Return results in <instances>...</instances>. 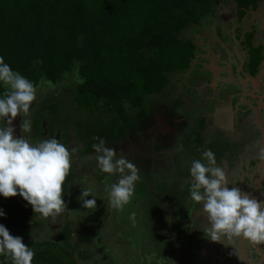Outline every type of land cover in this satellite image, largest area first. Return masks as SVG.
I'll return each instance as SVG.
<instances>
[{"label":"trees","instance_id":"16d2710c","mask_svg":"<svg viewBox=\"0 0 264 264\" xmlns=\"http://www.w3.org/2000/svg\"><path fill=\"white\" fill-rule=\"evenodd\" d=\"M221 2L233 5L236 24L242 21L247 12L264 4V0H0V57L14 72L27 78L36 87L41 82L55 87H69L71 101L76 109L88 113L95 111L105 116L115 115L124 126L123 140L128 141L133 137L135 122L140 125L152 117L150 108L153 98L162 97V107L167 108L172 101L169 97H173L176 82L182 80V73L192 65L198 46L186 36L187 27L200 25L207 17L214 16ZM240 33L241 28L237 26L235 38H239ZM254 34V29L247 30L241 41L247 51L246 67L251 75L257 73L263 59V44L255 43ZM200 67L199 64L195 71ZM205 73L197 70L195 75L201 74V78H190L189 83L207 82L209 72ZM174 78L177 79L172 82ZM5 91L7 89L0 83V98ZM38 108L34 114L38 116L39 112L44 113L39 120L41 124L48 122L53 125L61 117L58 100L40 104ZM96 117L100 118L98 115ZM172 117L180 116L175 114ZM190 118L195 120L194 116ZM186 120L187 117L182 126L189 133L185 132L182 143L183 147L185 144L187 147L180 149L179 154L174 153L178 146L176 148L175 143L162 137L161 141L157 137L151 139L149 147H143L141 142L136 141L148 153L135 146L124 152L127 154L125 158L139 169L140 180L135 183L131 198L135 200L129 211L131 222L128 221L125 228L118 227L122 234L121 240L136 249L152 246L154 252L162 244L165 248L159 251H163L166 258L172 253L176 255L173 252L176 242L174 238L163 239L165 234L160 231L161 220L171 214V229L176 235L185 232L180 237V241L184 240L191 226L189 224L186 228L184 221L191 218L193 209L197 207L190 197L191 178L188 177L191 162L201 160L206 164L202 153L210 149L215 154L218 166L224 159L232 166L233 159L243 149L242 146L237 149L239 153H233L228 145L238 141L226 138L223 132L220 135H223L225 147L204 144L201 134H204L205 118H196L198 130L194 131L191 122ZM100 122L101 127H104V117ZM31 130L32 135L37 136L42 127L34 129L31 126ZM160 135L157 134L158 137ZM112 140L113 145L119 140L123 142L122 139ZM251 152L259 156L260 148L253 147ZM86 154L80 157L79 167L80 164L90 166L89 162L83 161ZM155 170L160 184L154 182L150 173ZM164 170L169 177L159 173ZM77 177L72 165L64 186ZM182 177L187 178L184 183L179 182ZM162 201L168 205L162 207ZM2 204L8 214L15 208L20 216L26 215L24 211L27 204L19 195L6 198ZM99 211L97 207L91 210L96 220L101 219ZM3 222L2 225L10 234L21 235L26 232L21 226L22 219L17 227L9 225L7 219ZM86 225L95 232L94 225L88 222ZM200 226V230L194 233V240H187L189 252L192 250L190 244L198 246V252L203 239L207 238L209 227L205 224ZM130 228L133 229L131 236L124 232ZM72 231L70 222L66 220L58 231L57 240L23 242L35 253L32 264H79L77 259H88L91 255L85 247L77 241V245L71 241ZM93 233L90 238L96 242ZM145 239H149L150 245L145 244ZM143 255L146 253L143 252ZM157 259L163 262L164 257L160 255ZM105 261L110 263L102 259L94 264ZM0 264H12V260L8 256H0Z\"/></svg>","mask_w":264,"mask_h":264},{"label":"rangeland","instance_id":"374dc122","mask_svg":"<svg viewBox=\"0 0 264 264\" xmlns=\"http://www.w3.org/2000/svg\"><path fill=\"white\" fill-rule=\"evenodd\" d=\"M234 13L233 5L221 2L216 8L214 16L207 17L200 25L187 27L186 36L192 38L198 46L196 64L201 63L207 68L212 69L217 68L216 66L226 69V66L232 65L234 67H239L242 65L240 61L244 58L246 59L247 51L240 45V39L242 37L239 40H235L234 36L237 26L238 28H241L242 33L253 28L256 31L255 42L262 43L264 46V4H260L254 11L250 10V12H247L246 16L239 24H236V17ZM218 41L219 45H217ZM228 46L230 50L226 54L222 48H227ZM198 58L201 59L198 60ZM261 69L263 70H261L262 73H260L258 80L260 79L262 80L260 83H264V62ZM222 74H220L221 77H223ZM215 78H218V74L214 77V79ZM212 84L214 86V91H216L217 82L212 81ZM36 88V100L30 107L29 115L24 116V114L21 113L20 116L15 118V129H17L16 138L23 136L29 139L28 136L31 134V131L24 132L20 127L26 119L31 121V126H33L34 129H38L39 126H41V122L39 120L42 118L44 113L39 112L37 116L34 112H32L38 108V105L58 100L60 102L61 117L52 123L58 131V134H53L54 132L52 131L51 135H34L33 138L30 137L31 139H29V142L35 144L38 141L55 138L60 143L64 144L70 152L72 149H75V152L72 153V165L75 167L78 177L73 181L69 180L67 184L68 186H64L62 198L65 200L67 208L65 212L60 214L55 219L51 217L44 218L40 216V214L34 213L31 205H29L27 201H25L27 204V208L24 211L26 214L25 216H20L18 213L13 214L10 211L11 215L22 219L23 223L21 226H23V229H26L25 233L21 235L11 234L12 236L21 237L22 242L32 240H57L59 229L62 227L64 222L68 220L70 222V227L73 230L71 232V241L73 243L77 241L80 245L84 246L87 252L91 255L85 260L77 259L79 264H94L95 261H100L102 259H107L108 262H110L107 263L105 261L106 263L104 262L102 264H238L239 260L237 256L235 238L232 240L226 239L221 243L214 242L207 237L206 239H203L198 252V246L194 247L192 244H190L192 248L191 252L187 251V244L189 243L187 240H190V238L194 240L196 234L195 232L197 229L200 230V224H205L207 227H210L207 214L204 213L202 204H197V207H195L193 209V213H191V218L184 221L186 228H188L189 224L191 225V229L189 228V231L187 232L188 234L184 240L181 239L180 241V237L185 232L176 235L172 231L170 224V219L172 217L171 214L161 220L160 231L165 234H162L164 236L163 239L174 238L176 242V246L174 248L175 251H173L176 254L175 256L173 255L174 253H172L169 254L170 256L168 258H166L167 255H165L163 251H159L164 250L165 248L162 244L159 245L160 249L154 252L152 246L146 249H136L133 245H128L125 244V242H122V234L119 232L118 227L120 228L121 226L122 228H125L128 221L131 222L129 211L132 209V202H135V200L132 199L129 204L124 206L122 211H118L110 206L108 191L106 189L111 184L116 183L119 176L116 174H107L101 171L95 159L97 153H95L92 145L99 143V140L95 138H102L105 141L106 147L114 148L116 150L117 158L120 156H123L124 158L127 157V154H124V152L126 150L128 151V149L130 151L131 139L128 141L126 139L123 140V132L125 131L124 126L117 120V118H115V115L105 116L104 114H99L95 111L88 113L82 109H76L71 101V91H69V87H55L41 82ZM204 92L207 93L206 91ZM174 94L175 96L173 97H182V99L187 101L188 104L193 101L195 103L199 102L201 105L204 103V100H200L202 97L195 98L191 97V95L186 97H183L184 95L180 96L177 91V86L175 87L172 95ZM207 104H205V107L208 108L206 110L213 111L214 102H209ZM217 104L218 103H216V105ZM201 108L199 112H197L194 108L188 107L189 115L186 121L191 122V126L193 128L192 131H194L198 130V120H196L195 115L197 114V117L201 116L205 118V126L207 127L206 131L203 130L204 134L201 135L202 138H204V144L212 143L211 147H217L219 145L222 147L226 146V144L224 145L222 142L223 135L221 136L220 132L216 131L217 129L215 130V128H219L218 125L227 133L226 136H228L232 141L239 139L238 143L233 145L230 143L228 146L232 149L233 153H239L237 149L243 146L242 152L236 156V159H233L232 166H229L228 160L224 159L221 163V167L226 173L229 187L235 186L240 188L242 192L250 194L252 181L256 174V167L260 160L259 157H255L249 150L251 145H257L252 142L253 134L256 130V127L253 125V116L246 114L243 118H241V116L235 118L232 117L233 113L229 111V118L226 119L223 117V112L221 111H214L212 113L213 116H208L204 110H201ZM203 113L204 115H202ZM96 115L100 118L96 117ZM101 116L105 119V123L103 125L104 127H101L102 125L100 124V120L102 118ZM193 116L195 117V120L190 118ZM36 117H38V119ZM237 119L241 121L242 125L236 123ZM0 123L3 124V121H0ZM135 125L136 128L132 131V140L134 141V144L137 145L139 140V142L141 141L140 144H142L143 147H149V143H151V128H149V125L143 123L138 125L135 122ZM47 128L49 129V127H46V129ZM184 129V127L181 128L176 136V140L173 141L176 143L175 147L177 148L178 146L177 149H174V153L176 154L180 153V149L183 150L187 147L186 144L183 147L182 138H184L185 132H189L186 131L187 129ZM145 131L148 133L146 134ZM112 132L115 133L114 136H112L114 134ZM112 139H122L123 142L119 140L113 145L111 142ZM143 152L147 153L149 151L143 150ZM85 154L86 156L83 161L89 162L88 164L90 166L87 167L80 164L81 167H79L77 165L78 161L80 157ZM88 157H91V159H88ZM251 159H253V163L250 162ZM153 163L154 161L151 163V167H153ZM150 173L153 176L154 182L160 184L159 177L155 176L156 170L150 171ZM159 173L163 176L169 177L166 170L163 172L160 171ZM188 178L190 179L191 176ZM186 179L187 178L182 177L179 179V182L184 183ZM86 189H91L92 195L85 197L84 199H96V207L98 210L100 209L99 215L101 219L99 220L92 217V209H85L82 207L83 197L80 196V194ZM66 196H68L69 199H67ZM258 200L264 201V191L260 193ZM5 201L6 198L0 196V207H3L2 203ZM160 204H163L162 207L168 205V203L164 201L160 202ZM5 216L8 217V214L5 213ZM87 222L95 226L94 233L90 227H86ZM124 232L125 234L129 233V236H131L133 229L130 228ZM92 233L93 235H96V242L90 238ZM97 241L99 242V245ZM144 242L146 245H150L149 239H145ZM253 245L254 244L247 239V248L251 262L252 264H258V255L256 252H252ZM261 245L262 248H260V251L264 252V244ZM143 252L144 254L146 253V255H143ZM160 255L164 257L163 262H160V260L157 259ZM147 256L152 258L149 259Z\"/></svg>","mask_w":264,"mask_h":264},{"label":"clouds","instance_id":"9594fccd","mask_svg":"<svg viewBox=\"0 0 264 264\" xmlns=\"http://www.w3.org/2000/svg\"><path fill=\"white\" fill-rule=\"evenodd\" d=\"M0 83L7 89L0 98V121H3V126H0V196L19 195L31 205L34 213L55 219L67 208L62 197L75 149L70 152L55 138L32 144L23 136L14 137L13 120L21 113L29 115L37 88L14 72L3 57H0ZM20 127L24 132H30L31 121L24 120ZM95 139L99 143L92 147L97 153L95 159L99 168L104 173L119 176L118 181L106 190L110 206L122 211L130 203L135 183L140 180L139 169L123 156L117 158L116 150L106 147L104 139ZM260 151V158L264 159V148ZM202 156L206 164L201 160L191 162L190 197L195 203L202 204L207 214L210 223L207 237L221 243L225 238L242 237L255 245L264 244V201L251 197L238 187H229L226 173L217 165L215 154L210 149L205 150ZM91 195V189L80 194L83 208H96L95 198L84 199ZM3 215L0 211V216ZM34 255L21 237L12 236L0 224V256L10 257L12 264H32Z\"/></svg>","mask_w":264,"mask_h":264},{"label":"flooded vegetation","instance_id":"af4514ba","mask_svg":"<svg viewBox=\"0 0 264 264\" xmlns=\"http://www.w3.org/2000/svg\"><path fill=\"white\" fill-rule=\"evenodd\" d=\"M263 25H264V20H263ZM245 32L246 31H244L242 33V31H241V33L239 34L240 37L235 38V40H239L242 37L240 39V45H241V41L243 40V34ZM255 35H256V31L254 34V38H256ZM234 37H236V36H234ZM254 41H255V39H254ZM255 43L257 44V42H255ZM241 47L244 49V47L242 45H241ZM222 50L227 54V52L230 49L228 46L227 48H222ZM263 58H264V46H263ZM200 59L201 58H198V60H200ZM247 61H248V56L246 53V59L244 58L242 61H240V63H242V65H240L239 67H234L232 65H230V66L225 65L226 69H224V68L222 69V68L216 66L218 69L213 70L212 68H207L206 66L202 65L201 63L196 64V61L193 60L190 68L188 70L184 71V73H182V80L180 82H178V81L176 82L177 91L179 92L180 96L184 95L183 97H186L189 95H191V97H195V98L202 97L200 100H204V103L201 105V103H199V102L195 103L193 101L192 103L188 104V102L183 100L182 97H169L168 96L169 98H172V101L170 103H168L169 105H167V108H166V107H162V105H163V104H161L163 101L162 97L153 98V104L151 105V108H150V111H151V113H153V115H152V117H150L146 121H142L143 124H147V125H149V128H151V130H152L151 131V133H152L151 139H154L157 137L160 140V137H162L163 139L164 138L168 139L170 142L175 141L177 134L179 133L181 128H183L182 124L184 122V119L186 117H188V115H186V113L188 114V107L194 108V110H197V112H199L200 108L202 107L201 110H204V112H206L208 116L209 115L213 116L212 113L214 111H221V112H223V117H225L226 119L229 118L228 117L229 111H231L233 113L232 117H235V118L238 116H241V118H243L246 116V114H249L251 116H255L254 111L251 109L252 106H249V104L246 103L245 101L248 100L255 107V110H258V108H257L258 100H259L258 97L262 96L263 101H264V85H262L259 89L257 88V90H256L257 91V93H256L257 97H253V96L249 95L248 93H246V91L244 92V90H243L244 89V84H243L244 78H246L248 76L254 77L256 75V74H254V75L249 74L248 68L246 67ZM199 64L201 65V67L196 69V71H195V68ZM197 70L203 71L204 75H206L205 72L208 71L209 72L208 81L206 82L205 80H202L201 82H198L197 84H190L188 79H190V78H201V74L199 76L195 75ZM217 74H218V78L214 79V77ZM220 74H222L223 77H221ZM230 78H231V81H230ZM176 79L177 78H174L172 80V82H175ZM186 81H188V82H186ZM212 81L217 82V84H216L217 90L216 91H214V86L212 84ZM249 86H251L250 83L246 82V90L247 91H249L250 89H253L252 87H249ZM193 90L196 92H192ZM204 91H206L207 93H205ZM172 96H175V94ZM168 97H167V99H169ZM242 99L244 101H242ZM209 102H214V110L213 111L212 110L211 111L206 110L208 108L205 107V104H207ZM216 103H218V104L216 105ZM197 106H199V107H197ZM35 110H33L32 112H34ZM173 110H175L176 112H172ZM261 110L262 109H259L258 111L261 113L262 112ZM200 112H202V111H200ZM175 114H177V116H180V117H172V115H175ZM157 115L158 116L160 115V117H161L160 121L157 118ZM202 115H204V113ZM195 117L197 118V114L195 115ZM195 117H194V119H195ZM236 123L239 125H242L241 121L238 119H237ZM254 123L256 124L255 121H254ZM2 125L3 124H1V126ZM47 125H49L48 122L47 123L42 122V124H41L42 131H40V135H38V136H42L44 134L51 135L50 132H52V131L54 132V134H58V131L55 129V127L53 125L50 124L48 126L49 129L48 128L46 129ZM206 127L207 126H205L204 131H206ZM218 127L219 128H215V130L217 129L216 131H218L220 133L223 132V135L227 138L228 137V136H226L227 133L219 125H218ZM215 130H213V131H215ZM145 133L147 134L148 132L145 131ZM157 134H159V135L161 134V135L158 137ZM260 136L261 135L256 134V132L253 134V138H252L253 141L252 142H254L257 145H251L250 146V153H253V152H251L253 147H256V148L259 147L260 148V142H259ZM28 137H29V139L33 138L32 130H31V134ZM130 139L132 141V137H130L128 140H130ZM131 141H130V143H131L130 147H133V145H134L139 150H141V151L144 150L143 148L139 147L138 145L134 144V142H131ZM234 141L239 142V139L234 140ZM254 156L259 157V158L261 157L260 155L256 156L255 154H254ZM260 160H261V158H260ZM252 161H253V159H251L250 162L253 163ZM256 173H257V167H256ZM255 176H256V174H255ZM0 211H2L4 213L3 216H0V224L4 223L3 221H5V219H7L9 225L17 227V225L20 222L19 217L16 218L15 216L11 215L10 211L8 214L5 211V206L0 207ZM11 212L13 214L18 213V211L15 208H12ZM5 213L8 214V217L5 216ZM260 248H262V245H255L254 244L252 247V252L253 253L256 252L258 255V262L261 261L260 264H264V252H261ZM258 251L262 255H260ZM247 253L249 255L248 248H247ZM238 264H241L240 261L238 262ZM251 264H252V262H251Z\"/></svg>","mask_w":264,"mask_h":264},{"label":"water","instance_id":"95a60500","mask_svg":"<svg viewBox=\"0 0 264 264\" xmlns=\"http://www.w3.org/2000/svg\"><path fill=\"white\" fill-rule=\"evenodd\" d=\"M194 60L196 61V57ZM263 61H264V58L261 61V63ZM252 109H253V107H252ZM253 111L256 114L255 109H253ZM157 118L159 119V121L161 120L160 115L159 116L157 115ZM256 123L261 126V124H260V122H258V120H256ZM15 125H16V119L13 120V123H12V126L14 127V133H13L14 137H16V134H17V129H15ZM262 133H263V129H262ZM262 137L264 138L263 134H262ZM261 146H262V148H264V142L261 144ZM263 182H264V159H261L259 161V163L257 164V173L253 179V182H252V190L250 193L251 197L256 198V199L258 198ZM235 241H236L237 256H238L240 263L241 264H251V260L249 258L248 253H247V239L241 237V238H235ZM259 254L262 255L260 252H259ZM260 263H261V261L258 262V264H260Z\"/></svg>","mask_w":264,"mask_h":264},{"label":"crops","instance_id":"0c3cea01","mask_svg":"<svg viewBox=\"0 0 264 264\" xmlns=\"http://www.w3.org/2000/svg\"><path fill=\"white\" fill-rule=\"evenodd\" d=\"M217 45H219V41H218V44ZM263 60V59H262ZM264 62V61H263ZM263 62L262 63H260V65H259V68H258V71H257V73H256V75L254 76V77H250V76H248V77H246V78H244V80H243V84H244V92L246 91V93H248L249 95H251V96H253V97H257V95H256V93H257V88L259 89L262 85H264V83H260L262 80H258V78L260 77V73H262V71L261 70H263V69H261V67H262V64H263ZM215 69H218V68H213V70H215ZM259 75V76H258ZM230 81H231V78H230ZM246 82H249L250 83V85L251 86H249V87H252L253 89H250L249 91H247L246 90ZM259 98V100H258V106H257V108H258V110L259 109H262L261 111V113L258 111V110H255L256 111V114H255V116H253V125L256 127V130H255V132H256V134H260L261 136H260V140H259V142H260V150H261V148H262V146H261V144L264 142V138L262 137V134L264 135V101H263V97L262 96H259L258 97ZM242 101H244L243 99H242ZM246 103H248L249 104V106H252L253 107V109H255V107L247 100V101H245ZM252 109V108H251ZM252 109V110H253ZM257 115V116H256ZM256 120H258V122H260V124H261V126L260 125H258L257 123L255 124L254 123V121L256 122ZM262 129H263V133H262ZM254 132V133H255ZM246 150V149H245ZM250 150V149H249ZM260 156H261V151H260ZM254 179V178H253ZM253 182V181H252ZM264 183H263V185L261 186V189H260V192H259V195H260V193L261 192H263L264 191ZM251 190H252V187H251ZM251 193V192H250ZM259 197V196H258ZM258 199V198H257Z\"/></svg>","mask_w":264,"mask_h":264}]
</instances>
